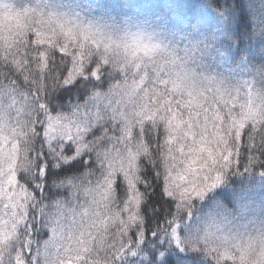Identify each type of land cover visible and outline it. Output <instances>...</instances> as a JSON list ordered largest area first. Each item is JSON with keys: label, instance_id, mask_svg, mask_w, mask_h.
<instances>
[{"label": "clouds", "instance_id": "obj_1", "mask_svg": "<svg viewBox=\"0 0 264 264\" xmlns=\"http://www.w3.org/2000/svg\"><path fill=\"white\" fill-rule=\"evenodd\" d=\"M3 2L0 12L11 15L0 16V264H165L168 246L186 254L185 264H264V208L224 217L215 189L191 205L179 195L202 182L208 149L227 154L237 132L264 125V34L248 13L252 6L264 14V0L221 4L241 5L246 24L237 9L211 54L190 60L187 41L172 37L197 29L183 17V0ZM37 39L46 46L25 43ZM156 44L179 49V59L164 64L169 94L148 105L113 64L124 67ZM23 47L29 55L18 70ZM223 53L233 64L248 57L253 70L230 71ZM144 60L149 71L162 63ZM176 109L185 121L179 129L167 122ZM234 169L218 170L226 177ZM133 233L144 239L128 249Z\"/></svg>", "mask_w": 264, "mask_h": 264}, {"label": "snow or ice", "instance_id": "obj_2", "mask_svg": "<svg viewBox=\"0 0 264 264\" xmlns=\"http://www.w3.org/2000/svg\"><path fill=\"white\" fill-rule=\"evenodd\" d=\"M227 4V0L225 2ZM3 0H0V9L4 7ZM237 9L240 12L239 21L241 26L245 25L248 20V13L252 15L253 24L257 26V35L264 34V14H257L256 11L249 6L248 13H246L241 5H237ZM237 9H233L226 6H218L216 11L220 17V22L225 25H229L231 22L236 19ZM11 15L0 12V16ZM16 15H19L18 13ZM227 35V31L224 28H218L216 31L203 30L199 28L193 34H177L173 33V39L177 41H187L183 47L184 59L190 60L197 56H205L211 54L212 50L216 47L218 42L223 36ZM29 47H44L47 42L44 40L37 39L35 41L29 40L25 42ZM29 47H23L20 49V54L16 56L14 65L18 70L22 68L20 63L22 58H26L29 55ZM179 49H172L169 51L166 48H163L161 45L156 44L152 46H143L139 51L143 52V57H140L138 60L133 59L127 63L124 67H120L118 64H113V70H119L123 72L125 76V82L129 88V91L133 94L136 90H142L147 100V104L151 105L153 100L162 99L164 96L169 94V77L165 73L169 72V69L164 67L165 63L175 64L177 59L176 52ZM63 51V49H61ZM162 52L167 53L171 60H165L160 54ZM33 58L37 56L44 57L46 54L44 52H35L31 53ZM150 58L152 63L156 62V58H159L162 63L159 67H152L149 71V64L145 63L144 58ZM24 63H27V60L24 59ZM100 67L97 66L96 70L93 72L94 76L98 77L100 72ZM260 74L264 75V71L258 70ZM129 77L130 82H129ZM143 86V87H142ZM169 99H173L169 95ZM159 111H167L164 108V105H160ZM225 113H227V106H225ZM179 109H176L172 112L171 116L168 117V125H176V129L182 128L185 121L178 118ZM158 115V111L153 109L150 114L146 117L149 121L153 120ZM161 120L164 119L163 116L160 117ZM241 129L244 128V125L240 124ZM176 129H173L175 131ZM191 151H197V149H190ZM199 151H204V146L201 145ZM208 161H205L203 165H200L201 169L205 171L198 173V176H202V182L200 179L193 181L189 187L184 188L180 191V199L182 204L186 202L187 205H191L192 200L194 199H204L209 191H212L219 187L225 179L223 172L218 169H238L241 164H244L245 170H251L255 165L261 164L264 165V125L254 127L250 131L237 132L236 134V145L235 148L227 147V154H224L223 150L218 149L215 153L211 149H208ZM257 153L259 155H257ZM200 159V156L197 155L192 163L195 164L197 160ZM209 161L211 162V167H208ZM196 169L193 168V172ZM264 175V172L261 173ZM169 195H174V193L169 192ZM179 225L177 224V227ZM171 236L175 240L177 237V228L173 227L171 229ZM139 239L143 241L144 233H133L128 241V249H131L133 242ZM136 255L135 252L132 253ZM164 256V253H161ZM184 259V258H181ZM165 264H174L172 257L168 255L166 257Z\"/></svg>", "mask_w": 264, "mask_h": 264}, {"label": "trees", "instance_id": "obj_3", "mask_svg": "<svg viewBox=\"0 0 264 264\" xmlns=\"http://www.w3.org/2000/svg\"><path fill=\"white\" fill-rule=\"evenodd\" d=\"M225 2L226 0H212V3L215 5L214 8L207 6L202 8L201 5L205 3V0H183L182 14L188 26L196 28L199 26V22L208 15L219 17L216 8ZM222 26L225 31H228L229 25L222 24ZM249 27H251V25H249ZM225 58L226 62L232 65L229 69L230 71L244 74L253 70V64L246 56L240 57L235 64H233L228 53L222 54V59ZM257 155L259 154L257 153ZM262 172H264V165L257 164L251 170H245L244 164H241L238 169H234L233 172L225 177L224 182L215 189L214 195L210 194L211 198L216 200L217 207L223 212L224 217H229L231 212L236 208V197L232 193L227 192L230 188L241 191L244 196L242 204L240 205L241 218L256 215L260 212L261 208H264V203L259 202L257 198L250 192H247L246 189V184L249 181L264 179V175L261 174ZM224 207H227V209ZM172 247L174 246H168L169 252H165V255L170 254L174 264H180L179 262L184 260L181 258H185L186 254L179 252L178 249H176L175 252H171Z\"/></svg>", "mask_w": 264, "mask_h": 264}, {"label": "rangeland", "instance_id": "obj_4", "mask_svg": "<svg viewBox=\"0 0 264 264\" xmlns=\"http://www.w3.org/2000/svg\"><path fill=\"white\" fill-rule=\"evenodd\" d=\"M104 2L109 5H111L112 3L111 0H104ZM201 26H203V30H210V31H216L218 28H223L222 23L220 22V18L215 15H208L207 17H204L201 20V22H199V26H197L196 28H199ZM246 189L247 192H250L254 197L257 198L259 202L264 203V179H256L249 181L246 184ZM227 192L232 193L236 197V208L234 209V211L231 212L230 216L235 215L237 218H241L240 205L242 204L244 197L242 192L231 188L228 189ZM211 199L215 202V207L218 210V214L224 216L223 212L219 209V207H217L216 200L214 198ZM224 208L227 209V207ZM179 263L185 264V260H182V262Z\"/></svg>", "mask_w": 264, "mask_h": 264}]
</instances>
